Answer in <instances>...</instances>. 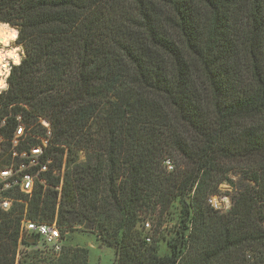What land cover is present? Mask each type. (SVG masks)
<instances>
[{
	"label": "trees",
	"instance_id": "1",
	"mask_svg": "<svg viewBox=\"0 0 264 264\" xmlns=\"http://www.w3.org/2000/svg\"><path fill=\"white\" fill-rule=\"evenodd\" d=\"M0 22L25 53L0 124L53 130L47 186L20 195L28 218L90 228L117 264H264V0H0ZM222 184L224 212L207 202ZM173 205L171 236L160 221L148 242L144 216ZM24 211H0V264L26 261Z\"/></svg>",
	"mask_w": 264,
	"mask_h": 264
},
{
	"label": "built area",
	"instance_id": "2",
	"mask_svg": "<svg viewBox=\"0 0 264 264\" xmlns=\"http://www.w3.org/2000/svg\"><path fill=\"white\" fill-rule=\"evenodd\" d=\"M13 116L15 125L11 131L3 130L8 126L7 117L3 118L0 124V211L9 212L16 205L25 203V212L19 227L16 259L18 263L21 255L19 249L23 246L59 255L64 247V234L57 219L44 222L28 218V202L20 196L23 194L31 197L38 185L47 186L46 173L52 170L54 160L50 154L53 145L51 123L46 118L29 123L22 113ZM167 164L170 170L173 169L170 161ZM52 172L59 173L56 169ZM223 199L221 195L214 194L208 197L207 202L214 210L224 212L228 210V206L224 205ZM144 228L151 230V223L145 221ZM146 240L151 242L152 236L148 234ZM25 241L30 245H26Z\"/></svg>",
	"mask_w": 264,
	"mask_h": 264
},
{
	"label": "rangeland",
	"instance_id": "3",
	"mask_svg": "<svg viewBox=\"0 0 264 264\" xmlns=\"http://www.w3.org/2000/svg\"><path fill=\"white\" fill-rule=\"evenodd\" d=\"M11 26V25H10ZM14 27V26H13ZM19 31V29H18ZM18 38L11 43L10 47L7 49H19L18 53L20 54V62L22 61L25 53L22 45L18 44ZM19 62V63H20ZM9 69L10 72L6 77V81L11 73L12 66L19 64L15 63L13 60H9ZM8 84V81H7ZM8 88V86H7ZM80 158L83 160L85 155L83 152L80 153ZM235 180L238 177H234ZM62 184L60 183L59 190L61 191ZM235 188H233L230 184H222L221 185V195L223 197L224 205L228 206L227 209H230L233 203V195L235 194ZM25 212V211H24ZM179 215V207L177 205H173L168 212L164 214H160L159 212L156 214H146V221H149L152 225V229L147 231L151 236L155 235L156 237L160 236V221L163 222V227L165 229L166 235L171 236V229L173 225L177 222ZM77 230H73L71 232H66L64 237V247L62 252L59 255H55L52 253H46L43 250H37L33 247H21L20 250V259L23 260L22 264H63L62 257H65L68 251L73 253H82L83 251H87V263L86 264H117V253L113 247H109L103 244L99 239L95 232H93L90 228L84 226H77ZM154 233V234H153ZM153 234V235H152ZM167 236V237H168ZM160 253L164 254L167 251V245L165 240L160 241ZM81 264V263H78Z\"/></svg>",
	"mask_w": 264,
	"mask_h": 264
},
{
	"label": "bare ground",
	"instance_id": "4",
	"mask_svg": "<svg viewBox=\"0 0 264 264\" xmlns=\"http://www.w3.org/2000/svg\"><path fill=\"white\" fill-rule=\"evenodd\" d=\"M18 35L19 31L17 27L0 22V91L8 86L6 77L10 72L8 66L10 64L9 60H13L15 63L20 62L19 49H7L18 38Z\"/></svg>",
	"mask_w": 264,
	"mask_h": 264
}]
</instances>
